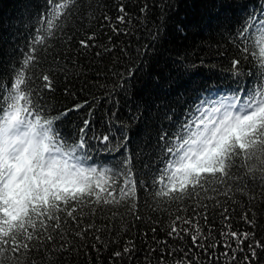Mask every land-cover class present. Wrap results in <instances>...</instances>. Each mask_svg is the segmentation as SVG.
Returning a JSON list of instances; mask_svg holds the SVG:
<instances>
[{
	"label": "snow or ice",
	"instance_id": "snow-or-ice-1",
	"mask_svg": "<svg viewBox=\"0 0 264 264\" xmlns=\"http://www.w3.org/2000/svg\"><path fill=\"white\" fill-rule=\"evenodd\" d=\"M165 7L163 0H43L26 9L21 62L12 64L11 81L0 77V264L81 257L84 264H264V0L228 33L223 88L195 78L192 69L205 63L198 54L177 62L179 74L162 85L167 99L151 143L133 144L116 115L120 94L131 97L135 60L97 85L112 102L99 120L96 97L74 132L63 118L88 101L51 106L55 73L79 67L68 55L73 39V57L119 48L118 59L142 60L160 38L153 9L163 17ZM92 21L96 27L81 33ZM133 32L150 42L135 49L114 42L112 33ZM134 103L138 120L145 105ZM156 216L167 218L165 235L152 228L141 250L136 222ZM142 234L147 242V228Z\"/></svg>",
	"mask_w": 264,
	"mask_h": 264
},
{
	"label": "trees",
	"instance_id": "trees-1",
	"mask_svg": "<svg viewBox=\"0 0 264 264\" xmlns=\"http://www.w3.org/2000/svg\"><path fill=\"white\" fill-rule=\"evenodd\" d=\"M113 3L115 0H106ZM129 2V0H125ZM166 7L164 16L159 17V8H154L152 17L155 24L162 25L160 38L152 44V47L143 53L142 60L135 58V53L127 58L119 57V48L112 52H105L99 48H91L78 56L73 57L77 44L76 39L71 42L69 57L78 62V68L69 65L66 73H55V91L51 93V106L54 111L63 108H71L73 103L88 101L79 110L73 109L63 118V126L70 132L75 131V125L84 117L92 98L96 97L95 109L97 120L100 107H111V101L104 97L103 92L97 85L104 84V77L109 76L114 67L128 64L129 60H135L137 67L131 81V97L121 95V103L116 115L120 120L128 122L130 140L135 143H151L150 134L155 130L157 121L162 113L163 103L167 96L162 88L163 83L169 78L179 74L181 57L198 54L205 61L197 64L193 69L196 79L214 81L221 88L224 87L226 71L229 64V56L233 51L232 43L227 39L230 30H233L243 11L248 7L258 5V0H163ZM43 3V0H0V77L10 75L12 64L21 62L23 46L28 42L30 29L26 26V9H33ZM132 4L137 0H131ZM160 0H157V4ZM115 12V9H113ZM92 21L81 29V33L88 28H95ZM131 27V26H130ZM139 27V26H137ZM154 27V25L150 26ZM99 31V29H97ZM81 33H74L79 38ZM114 42L121 47L135 49L139 44H148L151 38L145 39L146 33L133 32L131 34L112 33ZM131 43H128V41ZM100 52L99 55H96ZM220 53H224L221 55ZM48 62L45 61V64ZM131 67L130 64H128ZM251 69L252 65H248ZM159 76L157 81L154 77ZM251 84V71L244 77ZM110 82V81H109ZM69 92L65 93L64 89ZM135 102L145 105V111L141 118L133 120ZM132 111H129V109ZM165 124L167 122H164ZM119 128V125H117ZM155 219L164 223L156 224ZM167 223L166 217L156 216L153 221L145 219L136 222L133 234L136 243L142 250L147 247L153 235L152 228H156L155 235H165L162 230ZM147 228V242L142 234ZM122 242V241H121ZM186 243H191L187 240ZM139 252L137 255L139 256ZM77 264H84L81 257ZM125 264H129L125 261Z\"/></svg>",
	"mask_w": 264,
	"mask_h": 264
}]
</instances>
